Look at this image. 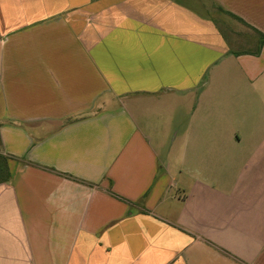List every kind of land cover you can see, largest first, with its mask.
<instances>
[{
  "label": "crops",
  "instance_id": "0c3cea01",
  "mask_svg": "<svg viewBox=\"0 0 264 264\" xmlns=\"http://www.w3.org/2000/svg\"><path fill=\"white\" fill-rule=\"evenodd\" d=\"M262 35L264 0H0V264H264Z\"/></svg>",
  "mask_w": 264,
  "mask_h": 264
},
{
  "label": "rangeland",
  "instance_id": "374dc122",
  "mask_svg": "<svg viewBox=\"0 0 264 264\" xmlns=\"http://www.w3.org/2000/svg\"><path fill=\"white\" fill-rule=\"evenodd\" d=\"M181 141H180V138L176 141V142H172L170 145H168V147H165V148H161V149H158V150H162L161 152V157L163 159H168L169 161H173L172 164H171V167H172V171L173 172H176L177 171V165L176 163L174 162V159L176 157H179L181 156Z\"/></svg>",
  "mask_w": 264,
  "mask_h": 264
},
{
  "label": "trees",
  "instance_id": "16d2710c",
  "mask_svg": "<svg viewBox=\"0 0 264 264\" xmlns=\"http://www.w3.org/2000/svg\"><path fill=\"white\" fill-rule=\"evenodd\" d=\"M232 15V13H229ZM236 17L235 15H232ZM240 21H243L241 18L236 17ZM244 22V21H243ZM262 43H264V35H262ZM11 179V173L9 169V159L8 157L0 154V184L8 182Z\"/></svg>",
  "mask_w": 264,
  "mask_h": 264
}]
</instances>
